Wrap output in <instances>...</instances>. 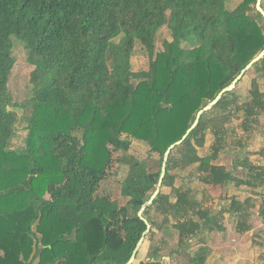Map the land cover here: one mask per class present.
Masks as SVG:
<instances>
[{"label": "trees", "instance_id": "1", "mask_svg": "<svg viewBox=\"0 0 264 264\" xmlns=\"http://www.w3.org/2000/svg\"><path fill=\"white\" fill-rule=\"evenodd\" d=\"M256 1L228 9L227 0H0V264L129 260L146 230L138 211L156 188L166 149L264 50V17ZM164 26L171 40L156 51V33ZM13 38L24 43L33 66L32 95L19 105L7 86ZM136 42L149 57L147 71L131 70ZM251 69L264 79V57ZM241 79L171 150L160 191L142 213L151 225L144 240L151 241L171 217L177 243L168 249L150 245L147 258L138 261L139 248L132 264H163V256L177 251L187 256L191 237L211 227L213 215L195 190L175 188L172 201L162 188L173 186L170 170L181 162L196 165L199 180L213 188L224 190L236 179L214 163L227 146V125L241 112V128L248 131L264 113V90L256 79L248 98L238 102ZM11 106L29 111L22 150L11 148L17 119ZM207 130L214 143L200 156L196 147H204ZM132 139L157 153L160 166L150 171L130 156L120 187L126 202L119 205L98 190L113 152L127 153ZM254 175L263 179L264 168ZM152 208L162 213L161 222L150 216ZM259 216L264 221V200ZM208 251L200 246L189 261L204 264Z\"/></svg>", "mask_w": 264, "mask_h": 264}, {"label": "rangeland", "instance_id": "2", "mask_svg": "<svg viewBox=\"0 0 264 264\" xmlns=\"http://www.w3.org/2000/svg\"><path fill=\"white\" fill-rule=\"evenodd\" d=\"M241 0H227V8H234ZM264 2V0H262ZM171 40V34L167 27H161L155 37L156 51L162 49L163 42ZM12 57L14 65L8 78V91L11 96L12 102L26 103L32 95L33 84L30 81V73L33 66L27 62V52L24 43L20 40L13 38ZM131 70L133 72L147 71L149 68V57L144 51L140 43L136 42L134 50L130 58ZM256 79L259 89L264 90V79L258 69H250L238 83L239 99L238 102H243L248 98V90L251 81ZM10 109L14 110L17 119L14 126V133L11 140V148L13 150H22L25 147V140L27 135V115L28 109L21 106H11ZM212 116V114H210ZM243 114L238 112L232 117L228 123V135L226 137L227 146L220 150L218 158L214 161L220 167H225L231 170L235 176V180L228 183L227 187L223 190L220 188H213L205 185L198 178L196 165L182 166L181 154L179 151L173 152L174 160L181 162L179 166L172 167L170 173L174 175L173 186L163 187L162 190L165 194H169L170 200L175 199V188H182L189 186L195 190L196 198L201 202L203 208L208 209L213 215L210 228H203L200 232L191 237L184 250L187 256L180 254L178 251L172 255H165L162 257L163 264H190L189 257L192 256L200 246H207L211 251L209 245L224 246L228 251H234L232 247L240 249L239 256L236 261L230 260L232 264H264L258 260H254V255L262 252L264 255V221L261 216L257 214L258 207L262 203L263 196L260 193L264 189V184L259 182V179H254V174L262 169L264 166V113L258 117V122L251 126L250 130L243 131L241 122ZM214 143V137L210 131H206L205 144L202 148H197L200 156L206 155L211 152V145ZM132 156L146 163L150 171L158 170L160 166V156L157 153L150 151L149 146L142 141L131 140V145L127 153L121 151L113 152L110 169L108 170L107 177L99 187L98 193L103 196H108L112 200H116L119 205H123L126 199L120 193V187L123 180L127 177L129 171V157ZM233 156L236 158V164L233 165ZM259 168H258V167ZM252 168V169H250ZM253 176V177H252ZM252 180L254 185H249L247 182ZM262 185V186H261ZM245 199L249 200L250 210L253 216L250 217L251 229L254 231L253 235L249 231L245 235L234 234L237 232L234 224L233 217L228 213L232 200H234V207L237 209L239 206L237 202H242ZM249 207V206H248ZM240 210H243L239 208ZM162 214V213H161ZM155 208L150 211V216L161 222L163 216ZM237 221H241L242 216H235ZM172 218L169 217V222L163 227V230L156 231L155 236L150 241L147 238L143 241L138 253V261L147 258V252L150 245H156L163 249H168L178 241V233L172 228ZM230 226V227H229ZM239 228V227H238ZM243 236L245 244L241 248V243L232 241V238ZM241 239V238H240ZM232 244L233 246H228ZM38 246V245H37ZM36 246V247H37ZM246 253H242L245 251ZM237 251V250H236ZM209 254V253H208ZM174 256V259H173ZM240 257V258H239ZM207 259V258H206ZM206 261L204 264H220L213 258ZM137 262V261H136ZM31 264H37V259L34 258Z\"/></svg>", "mask_w": 264, "mask_h": 264}, {"label": "water", "instance_id": "3", "mask_svg": "<svg viewBox=\"0 0 264 264\" xmlns=\"http://www.w3.org/2000/svg\"><path fill=\"white\" fill-rule=\"evenodd\" d=\"M255 9L257 10V12L259 14H261L264 17V9L261 6V0H257L256 4H255ZM264 57V50H262L261 52H259L256 56H254L250 62L241 70V72L239 73V75H237V77L232 81L231 84H229L228 86H226L225 88H223L218 94L217 96L210 101L207 105H205L203 108H201L195 117L194 122L192 123V125L187 129L186 133L182 136V138L178 141H176L175 143L171 144L165 151L164 156H163V160H162V164H161V172H160V176L158 179V182L156 184V188L154 190V192L151 194L150 198L148 199V201L142 205L141 209L138 211V216L144 221V223L146 224V230L143 232L142 236L140 237V239L138 240L129 260L125 263V264H132L134 262L135 259V255L138 251V249L140 248V246L142 245L143 241H144V237L145 235L149 232L151 225L150 223L147 221V219L142 215L145 207L147 205H150L153 201V199L157 196V194L160 191V187L162 184V179L165 175V171H166V162L169 156V153L171 152V150L176 146L179 145L183 142V140L187 137V135L189 134V132L197 125L199 118L201 116V114L205 111L210 110L213 105L220 99V97L222 96L223 93H225L226 91H230L232 90L236 83L238 82L239 79H241L243 77V75L252 68V66L258 62L261 58Z\"/></svg>", "mask_w": 264, "mask_h": 264}, {"label": "crops", "instance_id": "4", "mask_svg": "<svg viewBox=\"0 0 264 264\" xmlns=\"http://www.w3.org/2000/svg\"><path fill=\"white\" fill-rule=\"evenodd\" d=\"M264 156V154H261ZM264 160V159H263ZM262 168H264V166H262ZM253 177V176H252ZM255 177V176H254ZM263 179H260L259 182L264 184V176L262 177ZM249 185H254L252 180H249V182L247 183ZM262 186V185H261ZM260 193L262 194L263 196V199L264 200V189H262V191H260ZM239 203H242L241 206H239L238 202H237V205L239 206L237 209L234 207V204L231 203V206L229 207L228 209V213L231 214V215H235L237 217L239 216H242L243 219L245 218V220H243L242 222V225H240L239 223L241 221H237L235 219V216L233 217V219L235 220L234 221V224L236 226V231H233L234 234H237V235H240V234H243L245 235L246 232L249 231V234H252L254 233V231L251 229L252 227L250 226L251 223H250V217L253 216V212L250 210V206L249 205V200L248 199H245L244 201L242 202H239ZM244 203V204H243ZM261 204V203H260ZM249 206V207H248ZM260 206V205H259ZM239 208L243 209V210H240ZM257 214L259 215V207H258V210H257ZM230 227V226H229ZM239 227V228H238ZM243 237V236H242ZM241 236L239 237H235V238H232V241H237V238H239L240 241H238V244L241 245V248L246 245L245 244V239L242 238ZM241 238V239H240ZM233 246L232 244L229 243L228 246ZM212 249L211 251L209 250L208 253H207V259H205L206 261H209L211 260L210 258H213V260H216L217 262H219L220 264H232L231 262H229L230 260H234L236 261V257L239 256V252H240V249H237L236 247H232L234 251H228L224 248V246H215V245H209ZM245 247V246H244ZM237 250V251H236ZM246 253V250L245 251H242V253ZM254 260H258L260 262H263L264 261V255L262 254V252H259L258 254L254 255ZM240 258V257H239ZM209 259V260H208ZM190 262V261H189ZM205 263V262H204ZM191 264V262H190ZM194 264V263H192Z\"/></svg>", "mask_w": 264, "mask_h": 264}]
</instances>
